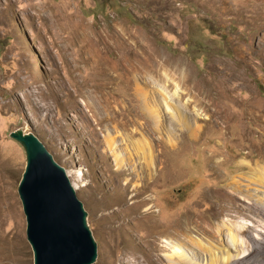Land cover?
Wrapping results in <instances>:
<instances>
[{
  "label": "rangeland",
  "instance_id": "374dc122",
  "mask_svg": "<svg viewBox=\"0 0 264 264\" xmlns=\"http://www.w3.org/2000/svg\"><path fill=\"white\" fill-rule=\"evenodd\" d=\"M126 61L130 88L102 73ZM18 129L75 182L93 264H170L163 238L217 264L221 223L264 264V0H0V264H33Z\"/></svg>",
  "mask_w": 264,
  "mask_h": 264
},
{
  "label": "water",
  "instance_id": "95a60500",
  "mask_svg": "<svg viewBox=\"0 0 264 264\" xmlns=\"http://www.w3.org/2000/svg\"><path fill=\"white\" fill-rule=\"evenodd\" d=\"M9 138L25 154L17 193L33 264H93L97 245L66 171L34 134L18 129Z\"/></svg>",
  "mask_w": 264,
  "mask_h": 264
},
{
  "label": "bare ground",
  "instance_id": "6f19581e",
  "mask_svg": "<svg viewBox=\"0 0 264 264\" xmlns=\"http://www.w3.org/2000/svg\"><path fill=\"white\" fill-rule=\"evenodd\" d=\"M131 64L129 63V62H127L126 61V63L120 68L119 66H117L116 64H114L109 70H107L106 68H105V70H103L102 71V73H103V75H106L107 74V72H108V74L110 75L111 73H116V75H115V79H116V81H117V83H118V85L120 84V85H124V86H126V87H131V81H132V79L130 78V76H129V74L131 73V69H132V67L130 66ZM125 71H127V74L125 73ZM101 82V81H100ZM108 84V83H107ZM106 83H104L103 81L100 83V84H97L96 86H94V89L92 88V90L90 91V93L91 94H95V97H97V98H101V97H103V100H104V92H103V90H105V88H106V85H107ZM136 86V89H135V96H137L138 97V99H139V103H140V106H139V114H141V115H146L147 116V113L148 112H150V111H148V107L146 106V103H145V101H144V99H142L143 97H144V93H143V90L141 89V88H139V87H137V85H135ZM158 88H160L159 86H158ZM161 90H162V88H160ZM160 89H158L157 90V95H161L160 93ZM98 94V95H97ZM100 95V96H99ZM168 101H170V99L171 98H169V97H167L166 98ZM172 100V99H171ZM105 102V108H104V114H103V116H100L99 118H98V120L99 121H101V122H103V121H111V123H115V122H117L121 117H119V115H121L122 114V112L121 111H123V110H119V111H112V110H110V108H109V105H108V102L105 100L104 101ZM158 107V106H157ZM118 110V109H117ZM155 111H156V114H154L155 115V117L152 119L153 120V123H154V125H155V127H157L158 126V119H157V110L155 109ZM250 114L252 113V112H249ZM95 114V113H94ZM97 115H99L98 114V112L96 113ZM253 115V114H252ZM96 117V116H95ZM151 117H152V115H151ZM97 118V117H96ZM98 121V122H99ZM115 125V124H114ZM113 127V126H112ZM196 134L197 133H195L194 134V137L196 136ZM264 154V153H263ZM260 155V157L261 158H263L262 157V155L261 154H259ZM264 159V158H263ZM224 159H222L221 161H218V160H213V164H215V165H218V164H222V163H224ZM240 165H243L244 163L243 162H238ZM237 163V164H238ZM263 174V173H262ZM66 175H67V173H66ZM68 177V176H67ZM69 177L70 178H73V176L71 175V174H69ZM78 181V180H77ZM72 187H73V189H74V187H75V182H73V185H72ZM75 190V189H74ZM247 191V190H246ZM236 201V200H235ZM233 203V202H232ZM241 208H242V206H241ZM245 208V207H244ZM247 208H249V206H247ZM150 210H151V205H150V207L148 206L147 208H146V211L147 212H150ZM242 210V209H241ZM244 210V209H243ZM247 211H248V209H246ZM245 211V210H244ZM236 213V212H235ZM237 214V213H236ZM213 216H215V213H213ZM248 216V215H247ZM236 217V216H235ZM250 217V216H249ZM232 222V221H231ZM263 224H264V222H263ZM246 226V225H245ZM248 227H250V225L248 224L247 225ZM246 226V227H247ZM178 227H180V226H178ZM252 227V226H251ZM254 227V226H253ZM183 228V227H182ZM181 228V229H182ZM239 229V228H238ZM238 229H236V228H232V227H230L228 224H226V223H221L218 227H217V230H215V231H217L216 233H219L220 234V236H222L223 234H226V236H227V239H226V242H227V244L225 243V246H224V248L223 247H215V251L217 252V250H218V252L217 253H219V252H223L224 254H226V256H224V257H221V258H219V262L217 263V264H231V263H233V262H235V261H238L240 264H251L250 263V260L248 259V251H244V249L242 248V244L240 243L241 241H240V239H239V234H240V232L238 231ZM173 230H175V229H173ZM183 230H186L185 228H183ZM264 231V230H263ZM262 230H258V232L260 233H256V234H254L253 233V238H255L254 240H257V242L259 241V243H260V245H263L264 246V237L262 236V234L261 233H264ZM171 233L173 232V231H170ZM207 233H209V235L210 234H212V232L210 231V230H208V231H206ZM216 233H214L213 235V238H215V239H217V234ZM172 234H174V233H172ZM165 235L166 236H169V234H168V231H165ZM247 236V235H246ZM219 237V236H218ZM214 241V240H213ZM162 243L164 244L163 246L165 247V248H167V249H169V251H170V253L169 254H166L165 256L168 258V260H169V262H170V264H200V263H198V262H195V260H193V257H194V255H195V257H197V259H199L200 258V256H202L203 254H201L200 256H198L197 254H196V252L194 253V252H192V251H190V250H186L185 248H183V247H181L179 244H177L176 242H173L172 240H170V239H168V238H163L162 239ZM251 243H253V242H251ZM210 245V244H209ZM197 247H198V249L197 250H200V251H202V252H204L205 253V256H208L209 254L208 253H213L212 252V248H210L208 245L207 246H205V244H200V243H198L197 244ZM253 251V250H252ZM234 254H233V253ZM246 252H247V254H246ZM235 253L237 254V255H239V253H240V255L241 256H243V257H238L237 255H235ZM217 255V254H216ZM247 256V257H246ZM212 257H213V255H212ZM216 257V256H215ZM257 258V257H256ZM261 261V260H260ZM254 263V262H253ZM237 264V263H236ZM255 264H257V262L255 263Z\"/></svg>",
  "mask_w": 264,
  "mask_h": 264
}]
</instances>
